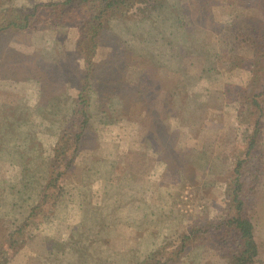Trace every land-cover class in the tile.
<instances>
[{"label": "rangeland", "instance_id": "1", "mask_svg": "<svg viewBox=\"0 0 264 264\" xmlns=\"http://www.w3.org/2000/svg\"><path fill=\"white\" fill-rule=\"evenodd\" d=\"M162 1L106 20L83 91L74 27L0 34V264H235L213 235L182 245L227 215L247 170L252 264H264V54L230 28L264 20V0H209L208 27L176 21L193 0Z\"/></svg>", "mask_w": 264, "mask_h": 264}, {"label": "trees", "instance_id": "2", "mask_svg": "<svg viewBox=\"0 0 264 264\" xmlns=\"http://www.w3.org/2000/svg\"><path fill=\"white\" fill-rule=\"evenodd\" d=\"M167 1L168 0H163L161 4L164 5ZM157 2L158 0H62L36 4L31 8L13 7L10 10L0 12V23L3 22L0 24V34L8 31L15 32L32 29L43 23L50 24L51 26L62 25L74 27L78 35L76 50L77 53L84 58L86 63V70L81 73L83 74V80L85 82L82 84L81 88L83 91L88 87L92 88L91 82H88L87 80L90 78L92 79L93 74L96 71V68L94 67L96 66L95 56L98 53L99 43L106 20L123 18L125 12L135 4L139 5V9H146L153 7ZM210 3L209 0H193V2H191L192 12L188 11V6L185 7V5H189L188 3H185L182 6H176L177 8L174 7L175 12H178L176 21L181 22L184 20L181 18L183 17L182 15H185L186 13V16H193L194 21H198L200 24L208 27L211 25L208 7ZM234 26L242 28V33L235 40H245V38L246 40L253 39L255 40L253 44L256 45V52L264 54V49L261 44L256 42H260V40L264 39V20L254 16L251 18L238 17L235 24L230 28ZM57 67L58 66L54 68L55 71L58 70ZM45 68L46 75H51L49 68L47 66ZM255 74L256 75L253 77L254 83L262 84L263 86L264 61L261 67L256 68ZM42 77H45L44 74H42ZM51 81L55 83L56 80L51 79ZM253 104L258 108L261 103L253 100ZM259 112H263V109H260ZM249 113L252 115L254 111L252 110V112ZM260 123L261 118L256 120V127H254L255 136L260 133ZM67 133L69 132L63 131L62 136H65ZM256 144V138H253L252 136L248 142L247 152L245 151L244 153L245 157H237L236 167L238 170L248 166L247 163L250 159V154L253 152ZM261 168L262 166H255L250 170L257 171ZM245 172H240L241 174L238 176V183L232 190L233 193L231 192V200L228 203L230 209L227 215L220 220H213L216 226L211 228L207 227L206 229H203L202 233L193 231L189 234H185L182 248L192 245L196 240L205 239L208 234L215 236L217 243H223L222 245H224L225 249L227 247L228 250H231L235 264H252L254 262V257L258 252V246L255 239V226L252 220L245 214V209L247 208L248 201L250 202L255 196V192L252 183L250 185L242 186L244 179L243 175ZM256 175L253 174L252 179L253 177L256 178ZM32 214L33 211L30 215Z\"/></svg>", "mask_w": 264, "mask_h": 264}]
</instances>
